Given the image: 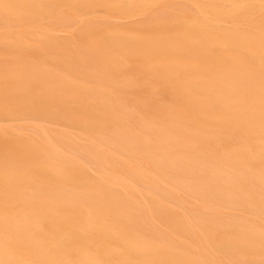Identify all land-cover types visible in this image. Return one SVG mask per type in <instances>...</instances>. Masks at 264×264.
<instances>
[{"label":"bare ground","instance_id":"6f19581e","mask_svg":"<svg viewBox=\"0 0 264 264\" xmlns=\"http://www.w3.org/2000/svg\"><path fill=\"white\" fill-rule=\"evenodd\" d=\"M0 264H264V0H0Z\"/></svg>","mask_w":264,"mask_h":264}]
</instances>
